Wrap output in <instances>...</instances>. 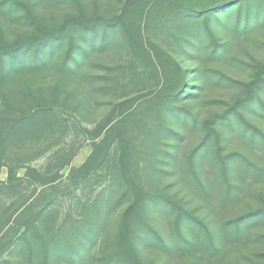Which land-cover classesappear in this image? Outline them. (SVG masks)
Listing matches in <instances>:
<instances>
[{
    "label": "trees",
    "instance_id": "trees-1",
    "mask_svg": "<svg viewBox=\"0 0 264 264\" xmlns=\"http://www.w3.org/2000/svg\"><path fill=\"white\" fill-rule=\"evenodd\" d=\"M0 18L21 26L0 38V165L11 172L31 160L33 146L46 152L75 127L69 118L112 112L78 169L81 181L103 184L97 196L60 222L51 205L40 208L0 264H152L144 254L153 249L213 264L228 250L264 245V203L227 217L247 188L264 184V129L251 119L264 120V60L230 54L238 35L264 37V0H0ZM113 48L126 56L105 60ZM230 62L250 68L249 77L211 66ZM216 74L234 90L231 101L202 99ZM155 79L166 91L132 106ZM205 104L218 107L207 119ZM194 133L197 142L184 146ZM175 185L190 199H178ZM18 187L9 179L0 195ZM24 206L14 200L8 221ZM163 218L169 233L159 230Z\"/></svg>",
    "mask_w": 264,
    "mask_h": 264
},
{
    "label": "rangeland",
    "instance_id": "rangeland-1",
    "mask_svg": "<svg viewBox=\"0 0 264 264\" xmlns=\"http://www.w3.org/2000/svg\"><path fill=\"white\" fill-rule=\"evenodd\" d=\"M60 7L63 8L65 5ZM20 33V25L15 24L12 20L0 18V38L5 37V39L9 40L15 38ZM258 39L263 41L264 37L257 33L245 36L242 34L238 35L232 43L230 54L246 64L263 61L264 48L254 41ZM125 56V52L121 48H113L103 58L110 62ZM186 66L188 68L191 67L190 65ZM211 66L222 74L234 78L247 79L249 77L250 68L235 64L234 62L216 63ZM217 80L218 76L216 74L213 83H209L206 89L203 90L201 94L202 99L204 101L214 99L231 101L234 96V90L229 89L223 84H218ZM146 87L148 91L146 90L147 92L145 91L138 96L132 106L137 107L144 101L150 100L162 89L166 91L167 86L164 80L158 79L157 81L155 79V81L147 83ZM140 88L142 89L143 86H140ZM217 109V105L205 104L200 107L199 114L203 119H207ZM110 114H112L110 109L101 108L92 111L82 121L69 118L75 127L70 128L66 135L46 152L40 154L37 152L39 146H33L30 154L34 156H32L31 160L29 159L30 161L21 167L13 169L11 172L8 167L0 165V184L6 183L11 179L13 184L19 185L15 194L5 192L0 195V262H7L11 258L9 246L25 231L31 219L40 208L45 205H51V208L57 211L58 222H60L66 213H70L73 218H77L81 210L79 202H84L87 198L94 199L97 196L103 184H95L93 177H89L88 182L81 181L78 169L94 153L95 144H98L100 141L101 136L99 139H95L92 132ZM251 119L253 123L264 129L262 117L253 116ZM197 140L198 134L194 133L187 137L183 145H194ZM237 147V144L232 143L227 147V150L236 149ZM170 179L173 178L165 177L163 179L164 184L171 183ZM171 190L178 199H190L189 195L186 196L185 190L181 189L179 185L173 186ZM14 200L24 201L25 206L23 211L9 222L7 218L11 210L8 208L14 203ZM262 203H264V184L253 186L252 188L249 187L242 194L239 201L229 209L227 217H232L234 214L237 215L250 208H255ZM189 206L195 208L198 206V202L192 200ZM197 214L212 227L211 216L207 210L197 211ZM113 219L114 216H112V221ZM159 225L158 227L162 234L170 232V220L163 218V220L159 221ZM261 230L264 231V226ZM159 250L153 249L145 252V259L150 260L152 264H192L191 260L187 257H179L177 255L165 257ZM197 255L200 256L201 253L199 252ZM263 255V244L249 243L238 250H228L225 254L213 257L212 261L213 264H251L261 259ZM25 256L26 251L24 249L17 257L20 259ZM201 262L209 264V258L203 257Z\"/></svg>",
    "mask_w": 264,
    "mask_h": 264
}]
</instances>
